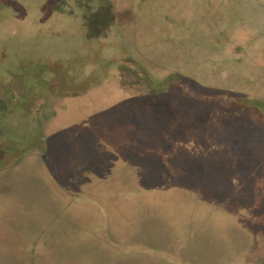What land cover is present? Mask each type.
<instances>
[{
  "label": "rangeland",
  "instance_id": "rangeland-1",
  "mask_svg": "<svg viewBox=\"0 0 264 264\" xmlns=\"http://www.w3.org/2000/svg\"><path fill=\"white\" fill-rule=\"evenodd\" d=\"M0 264H264V0H0Z\"/></svg>",
  "mask_w": 264,
  "mask_h": 264
},
{
  "label": "trees",
  "instance_id": "trees-1",
  "mask_svg": "<svg viewBox=\"0 0 264 264\" xmlns=\"http://www.w3.org/2000/svg\"><path fill=\"white\" fill-rule=\"evenodd\" d=\"M241 100V99H240ZM245 100V102H249V103H251V104H254V105H256L257 106V104H258V102H259V100L258 99H256V98H252V99H247V98H244V99H242V101H244ZM150 248H152V246H150ZM157 249V248H156Z\"/></svg>",
  "mask_w": 264,
  "mask_h": 264
}]
</instances>
